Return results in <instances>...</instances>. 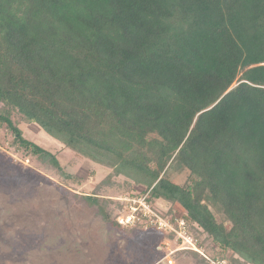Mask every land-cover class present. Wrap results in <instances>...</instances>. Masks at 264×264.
Masks as SVG:
<instances>
[{
    "label": "trees",
    "instance_id": "obj_1",
    "mask_svg": "<svg viewBox=\"0 0 264 264\" xmlns=\"http://www.w3.org/2000/svg\"><path fill=\"white\" fill-rule=\"evenodd\" d=\"M20 121L126 166L136 197L183 209L200 248L194 228L264 264V0H0V128L71 178Z\"/></svg>",
    "mask_w": 264,
    "mask_h": 264
},
{
    "label": "rangeland",
    "instance_id": "obj_2",
    "mask_svg": "<svg viewBox=\"0 0 264 264\" xmlns=\"http://www.w3.org/2000/svg\"><path fill=\"white\" fill-rule=\"evenodd\" d=\"M18 125L27 139L55 155L71 178L15 152L12 135L0 128V264H213L215 256L235 264L231 253H222L196 228L191 231L201 253L177 252L178 235L158 222L175 229L174 218L185 229L183 209L164 201L150 206L136 197L146 185L126 166L98 162L36 126ZM171 168V182L191 183L187 170Z\"/></svg>",
    "mask_w": 264,
    "mask_h": 264
},
{
    "label": "built area",
    "instance_id": "obj_3",
    "mask_svg": "<svg viewBox=\"0 0 264 264\" xmlns=\"http://www.w3.org/2000/svg\"><path fill=\"white\" fill-rule=\"evenodd\" d=\"M183 222V221H182ZM159 225L166 230H169L171 232H175V234L178 235V241H179V247L176 250L177 252H181V251H194V252H198L201 253V248L199 247L197 240H195L194 238H192L190 235H188V233L185 232V229L182 226H179L178 229H174L169 223H164V222H158ZM207 260H209L207 258ZM171 264H173L172 261H170ZM211 263L215 264L213 261H210ZM219 264V263H216Z\"/></svg>",
    "mask_w": 264,
    "mask_h": 264
}]
</instances>
